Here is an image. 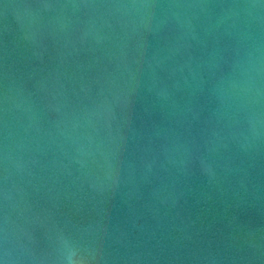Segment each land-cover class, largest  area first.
Listing matches in <instances>:
<instances>
[{
    "label": "water",
    "instance_id": "1",
    "mask_svg": "<svg viewBox=\"0 0 264 264\" xmlns=\"http://www.w3.org/2000/svg\"><path fill=\"white\" fill-rule=\"evenodd\" d=\"M0 264H264V0H0Z\"/></svg>",
    "mask_w": 264,
    "mask_h": 264
}]
</instances>
